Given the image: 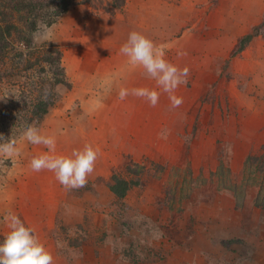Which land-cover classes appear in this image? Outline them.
Here are the masks:
<instances>
[{"label":"rangeland","instance_id":"obj_1","mask_svg":"<svg viewBox=\"0 0 264 264\" xmlns=\"http://www.w3.org/2000/svg\"><path fill=\"white\" fill-rule=\"evenodd\" d=\"M71 1L49 25L42 19L53 7L41 11L31 34L32 53L59 50L65 84L30 125L55 135L57 155L90 144L98 158L85 187L65 189L54 173L30 169L47 149L28 143L22 124H0L20 150L0 155V239L12 211L57 264H91L92 256L108 264H264V0H123L120 8ZM15 21L24 29L17 14ZM131 31L188 67L178 108L162 91L155 107L131 94L120 99L122 87H155L119 52ZM16 82L29 80L0 83V115L23 99L27 88ZM115 181L130 184L122 199L111 192L123 187Z\"/></svg>","mask_w":264,"mask_h":264},{"label":"clouds","instance_id":"obj_2","mask_svg":"<svg viewBox=\"0 0 264 264\" xmlns=\"http://www.w3.org/2000/svg\"><path fill=\"white\" fill-rule=\"evenodd\" d=\"M119 52L127 58L128 67L142 68L147 77L155 81L154 88L139 87L131 90L120 88L121 100L131 94L155 107L162 91L168 94L172 108H178L183 103V98L177 96L175 92L178 87L187 84L189 69L180 68L168 61L165 58L164 45L156 44L142 32L131 31ZM177 55L182 56L185 53L178 51ZM168 134V130L164 129L159 136L167 139ZM23 138L32 145H43L47 149L31 158L29 166L33 172L47 170L54 173L59 184L68 190L86 186L88 176L94 171L99 149L85 144L81 149H73L69 155H57L55 135L41 134L34 125H29L24 130ZM226 151L230 154L231 147L227 146ZM0 155L19 156L20 150L16 146V141L0 135ZM2 222L8 230L0 239V264H54L50 250L15 212L5 213Z\"/></svg>","mask_w":264,"mask_h":264},{"label":"trees","instance_id":"obj_3","mask_svg":"<svg viewBox=\"0 0 264 264\" xmlns=\"http://www.w3.org/2000/svg\"><path fill=\"white\" fill-rule=\"evenodd\" d=\"M119 1L120 4H117ZM121 1L123 0H114L116 8L122 6ZM72 3L71 0H0V83L5 78L12 79L15 76L29 80V83H22L21 86L19 82L13 84L22 89L26 86V90L19 92L26 94L27 97L22 94L23 99L19 102L17 100L3 107L5 109L0 115L1 127L9 122H15L27 128L32 122L41 120L53 107L56 99L55 88L65 84L61 54L54 46H46L32 53L31 34L37 28L38 15L41 11L53 7L51 14L45 15L42 19L49 25L53 18L65 12ZM15 14L24 29L16 23ZM253 36L248 34L241 38L239 50L248 44ZM19 46H24V49H19ZM15 68L17 70L13 73ZM115 183L123 187L116 190L112 186L111 192L119 199L124 198L130 184L123 181Z\"/></svg>","mask_w":264,"mask_h":264},{"label":"crops","instance_id":"obj_4","mask_svg":"<svg viewBox=\"0 0 264 264\" xmlns=\"http://www.w3.org/2000/svg\"><path fill=\"white\" fill-rule=\"evenodd\" d=\"M59 259V258H58ZM54 258V262L55 264H57V262L59 263V260ZM91 261V264H108V262L106 263V261L104 262V259L103 258H100V257H95V256H92L91 258H89L88 262ZM111 262H109L110 264ZM113 264V263H112Z\"/></svg>","mask_w":264,"mask_h":264}]
</instances>
